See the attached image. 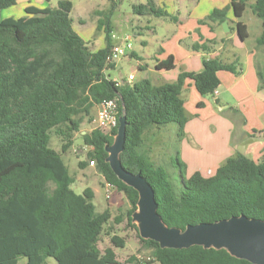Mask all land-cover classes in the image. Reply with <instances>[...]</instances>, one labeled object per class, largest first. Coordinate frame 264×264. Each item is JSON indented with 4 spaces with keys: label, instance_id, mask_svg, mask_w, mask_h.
<instances>
[{
    "label": "trees",
    "instance_id": "16d2710c",
    "mask_svg": "<svg viewBox=\"0 0 264 264\" xmlns=\"http://www.w3.org/2000/svg\"><path fill=\"white\" fill-rule=\"evenodd\" d=\"M14 5L16 0H0V12ZM148 6L150 13L177 21L156 9L152 0ZM231 6L238 19V38L244 41L248 37L239 19L249 7L261 20L256 45L264 47V0H232ZM72 9L70 0H58L54 8L27 6L23 17L0 18V264H18L22 257L26 264H46L48 258L57 264H120L112 248L100 252L97 247L109 224V210L96 211L91 188L74 191V180L62 159L92 108L113 99L118 104L117 117L124 114L126 118L121 164L132 174L140 173L151 186L157 213L167 227L184 231L188 225L239 215L264 221V158L253 161L237 153L212 175L194 172L185 178V165L176 152L170 161L178 172L176 187L168 181L166 170L151 161L145 147L147 133L168 124L176 125L178 140L184 137L187 117L180 95L186 80L192 81L200 95L213 96L220 86L217 73L238 75V62L204 58L200 72H180L172 83L153 85L143 79L118 84L105 75L114 68V64L106 63L114 46L111 12H95L105 47L91 51L73 29ZM226 13L227 9H214L199 24L219 26ZM216 44L207 40L191 48L209 54ZM155 67L171 70L173 58L169 56ZM256 74L258 89H264V61L256 65ZM116 131L117 127L110 132L95 128L80 136L89 162L95 164L106 183L125 196L129 204L127 225L149 251L147 260L131 256L127 263L250 264L222 249H161L156 242L141 239L131 221L138 194L119 181L105 162L104 148L112 144ZM52 134L60 139L59 151L50 147ZM78 165L84 168L87 163ZM112 230L108 225L107 232ZM110 241L116 248L125 245L117 235L111 234Z\"/></svg>",
    "mask_w": 264,
    "mask_h": 264
},
{
    "label": "crops",
    "instance_id": "0c3cea01",
    "mask_svg": "<svg viewBox=\"0 0 264 264\" xmlns=\"http://www.w3.org/2000/svg\"><path fill=\"white\" fill-rule=\"evenodd\" d=\"M152 1L156 9L166 12L177 21L174 23V28L167 24L166 34L162 35L156 34L155 30L148 26H137V29L133 30L132 33L137 35L133 39L139 42L140 48L151 47L153 42L158 44L151 55H138L132 46V51L128 56L133 53V57L129 58L136 60V68L139 71L138 81L147 79L154 85L172 83L180 72H200L204 58H219L224 63L237 61L241 66L238 75L226 71L217 73L220 86L216 90V96H202L196 91L192 81H185L180 95L187 117L184 126L185 135L180 140L175 135L174 143H178L179 150L177 151L185 165L186 176L189 177L194 172H199L203 176L212 175L227 158L237 153L253 161L264 158V89H258L256 74V65L264 61V47L256 45V39L261 33V20L257 21L260 23L259 29L255 35L253 34L251 45L247 47L246 41L251 38L250 25L248 27L243 23L246 26L248 37L241 41L237 34L238 19L233 14L232 0ZM44 2L45 0L41 3L30 0L28 3L16 4L6 8L12 9L10 15L2 17L0 14V18L23 17L25 7L45 8ZM214 9H227L225 21L230 36L222 30V23L219 26L216 23L199 24V21L204 20ZM167 19L170 21L169 18ZM183 25L187 26H184L186 29L178 34L179 27ZM110 28L113 42L119 37L114 34L115 29L113 30L111 26ZM96 30L102 34L103 43L93 51L105 47L103 30H98L97 27ZM146 32L150 35L148 39L143 37ZM124 36L129 37L132 34L122 35L116 42L119 43ZM130 38L132 44V37ZM207 40L217 42L209 54L192 50L193 44H202ZM83 41L86 44L92 42L94 46L92 39ZM114 45L117 44L114 43ZM169 56L173 58L174 68L171 70L156 69V64L166 60ZM133 78L136 80L137 77ZM208 98L213 102L216 100L217 104H211ZM198 104H202L201 107H198ZM82 160V157L78 158V161ZM86 170H91V168L86 167Z\"/></svg>",
    "mask_w": 264,
    "mask_h": 264
},
{
    "label": "rangeland",
    "instance_id": "374dc122",
    "mask_svg": "<svg viewBox=\"0 0 264 264\" xmlns=\"http://www.w3.org/2000/svg\"><path fill=\"white\" fill-rule=\"evenodd\" d=\"M30 1V0H29ZM58 0H45L44 6L54 8L56 7ZM73 9L71 11V18L73 19V29L74 31L83 39L94 41V46L92 42H88L90 50L93 51L102 45V34L96 30V20L98 17L95 12L107 13L111 12L109 18V23L112 29H115L114 34L116 37H121L122 35L129 34L132 36V46L138 55H151L158 44L153 42V46L148 48H140L139 42L133 39L137 36L132 33L133 30L140 27H150L155 30L156 34L162 35L166 34V25H170L172 28L175 27V22H170L167 18L156 16L149 11L148 2L149 0H70ZM255 0H250L253 3ZM42 0L38 3H41ZM28 3V2H27ZM145 6V9H140L137 6ZM134 7H137L136 9ZM12 9L2 10L0 13L2 17L11 14ZM0 16V17H1ZM260 19H258L251 12L250 8H246L240 21L246 24L248 27L250 25L251 38L246 41V46L251 45V39L258 31ZM253 21V22H251ZM258 21V22H257ZM257 22V24H254ZM183 25L179 27L178 34L183 33L186 29ZM254 34V35H253ZM146 39L150 38V35L146 32L144 36ZM118 38V39H119ZM116 38L113 44H120ZM131 39V38H130ZM113 40V39H112ZM161 45V44H159ZM143 51V52H142ZM136 60L133 58L121 59L116 64H114L113 69L106 70L105 75L112 80H116L118 83L127 80L129 75L133 77L136 76V80L132 82H138L139 71L136 68ZM152 83V82H151ZM154 85V84H153ZM208 100L211 104L216 105L215 102ZM97 107H93L89 116L85 117L83 120L80 130L81 132H90L92 129L97 128L95 118H96ZM186 115V112H185ZM188 115V112H187ZM81 133H76L74 135L73 147L62 155V159L68 168L70 175L72 176L74 183L72 185L75 192H80L84 188L89 187L94 192V205L96 211L101 213L106 209L110 212L109 226L113 228L110 234L107 232L108 225L104 227V231L99 237L97 247L100 252H103L106 248H112L116 255V260L120 264H130L127 260L134 256L139 261L147 260L149 256V251L143 249L141 243L139 242L135 230L127 225L126 213L129 209V204L123 195V193L118 192L114 189L109 198H106L104 179L100 173L95 168V164L89 162L86 157V153L83 150ZM176 135V125L168 124L159 130H152L147 133L145 139V147L149 150V157L151 161L157 165L161 166L166 170L168 181L174 186L179 185L178 172L175 164H171L176 152H178V143L175 142ZM60 139L54 134L50 136V147L55 151H59ZM179 156V155H178ZM82 157V161H78V158ZM180 158V157H179ZM181 160V159H180ZM86 162L87 165L81 168L78 163ZM86 167H90L91 170H86ZM185 178H188L184 174ZM112 235H117L122 238L125 242L123 248H116L111 244L110 237ZM18 264H26V258L22 257L18 260ZM46 264H57L52 258L46 259ZM151 264H158L152 262Z\"/></svg>",
    "mask_w": 264,
    "mask_h": 264
},
{
    "label": "water",
    "instance_id": "95a60500",
    "mask_svg": "<svg viewBox=\"0 0 264 264\" xmlns=\"http://www.w3.org/2000/svg\"><path fill=\"white\" fill-rule=\"evenodd\" d=\"M29 0H16V4ZM40 2L41 0H34ZM222 30L230 36L227 22ZM126 118H118V126L113 142L106 145L105 162L115 177L138 194L136 210L131 221L136 225L138 235L143 240L156 242L161 249H187L199 246L203 249L225 250L230 256L245 260L250 264H264V221L250 219L244 215L230 217L214 223L188 225L184 231L169 228L157 213L154 192L140 173L125 170L120 154L125 143Z\"/></svg>",
    "mask_w": 264,
    "mask_h": 264
},
{
    "label": "built area",
    "instance_id": "2783aa9c",
    "mask_svg": "<svg viewBox=\"0 0 264 264\" xmlns=\"http://www.w3.org/2000/svg\"><path fill=\"white\" fill-rule=\"evenodd\" d=\"M121 41L122 42L120 44L114 45L111 48V51L106 58L107 64H116L121 59L126 58L128 54L132 51L131 40L128 36H124ZM133 79H134L133 76L129 75L127 77V82H132ZM113 81L118 83L116 80ZM216 95H217V91H214L213 96ZM117 114H118V104L116 100L114 99L107 100L98 104L96 118H95L97 128L104 132H110L111 130L116 128L118 126ZM90 163L91 165L93 164V162ZM104 187H105L104 190L106 193V198H109L112 192L114 191V188L106 182L104 183Z\"/></svg>",
    "mask_w": 264,
    "mask_h": 264
}]
</instances>
